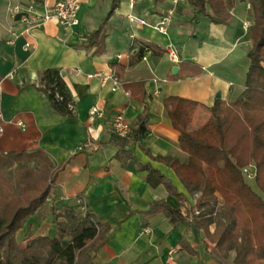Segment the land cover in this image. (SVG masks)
Masks as SVG:
<instances>
[{"label": "crops", "instance_id": "1", "mask_svg": "<svg viewBox=\"0 0 264 264\" xmlns=\"http://www.w3.org/2000/svg\"><path fill=\"white\" fill-rule=\"evenodd\" d=\"M39 1L51 6L60 0ZM112 1L77 0L74 26L48 22L27 35L24 26L10 16L11 5L23 0H0V149L42 152L53 168L62 167L51 195L54 205L79 206L80 212H90L109 226V241L91 253L92 264H233V252L221 258L216 251L215 225L207 231L203 228L205 217H200L196 205L199 192L186 188L169 165L159 161L172 158L184 166L188 162L163 101L180 97L196 102L194 123L200 115L198 125L205 123L216 99L235 101L244 90L253 20L191 23L174 20L177 8L184 1L189 5L187 0H176L177 4L175 0H143L132 11L120 0L104 26V52L95 55L96 48L86 49L84 44L104 22ZM129 13L138 20L129 22ZM167 16L162 33L155 27ZM144 43L164 52L144 48L142 59L129 65ZM168 47L175 50L177 63L167 56ZM180 58L201 66L202 73L169 79L178 74ZM115 63L126 67L121 79L112 72ZM47 69H57L64 79L75 104L74 118L55 113L36 89ZM89 75L96 76L89 79ZM98 75L107 80L102 82ZM137 82H143V102L129 98L124 89ZM134 95L140 97L139 90ZM93 109L98 115L91 118ZM145 110L147 134L133 142V130ZM119 114L131 128L126 139L112 130V120ZM143 166L166 177L182 198L171 196L162 185L150 187ZM216 199L220 201L218 195ZM157 203L178 213L183 222L171 224L162 211L143 214ZM34 216L26 228L39 224L40 213ZM43 218L48 222L50 216Z\"/></svg>", "mask_w": 264, "mask_h": 264}, {"label": "trees", "instance_id": "2", "mask_svg": "<svg viewBox=\"0 0 264 264\" xmlns=\"http://www.w3.org/2000/svg\"><path fill=\"white\" fill-rule=\"evenodd\" d=\"M157 2L163 0H155ZM246 2L253 15L249 28V66L244 90L231 103L216 99L208 109L209 116L201 127L191 130L198 104L180 97H168L163 107L172 128L179 133L180 150L188 162L176 159H159L165 162L179 181L199 192L196 205L201 209L221 197L223 205L218 217L212 212L200 214L207 231L214 224L212 238L221 258L234 253L233 264H264V198L244 180L241 169L255 164V186L264 196V0H238ZM102 25L93 31L84 44L86 49L96 48L95 55L105 49L104 26L120 0H113ZM193 17H203L215 25H227L236 7V0H187ZM129 62L142 59L144 48L164 51L154 44L144 43ZM181 60V58H180ZM112 72L121 79L125 66L111 65ZM201 66L190 61H180L179 72L169 79L197 77ZM36 89L48 99L52 110L68 118L75 116V104L64 79L57 69L43 71ZM143 82L124 86L129 98L143 102ZM139 90L140 97L134 95ZM143 112L133 130V142L147 134L148 117ZM33 163L34 166L29 164ZM42 152L4 153L0 149V264H92L91 253H97L109 238V226L97 221L90 212H80L79 206L54 205L51 195L58 172ZM146 181L150 187L162 185L167 193L181 199L172 183L149 166ZM82 205V201L80 203ZM162 211L171 224L182 223L178 213L165 204L157 203L143 214ZM44 212L53 217V236H37L26 241L23 247L16 237L34 215ZM200 228L199 225H197ZM208 234V232H207Z\"/></svg>", "mask_w": 264, "mask_h": 264}, {"label": "built area", "instance_id": "3", "mask_svg": "<svg viewBox=\"0 0 264 264\" xmlns=\"http://www.w3.org/2000/svg\"><path fill=\"white\" fill-rule=\"evenodd\" d=\"M124 2L130 11L134 10L135 5L143 0H121ZM176 3V0L174 1ZM78 8L77 0H60L54 5L48 6L45 2L39 0H23L22 3L11 5L10 16L15 22H19L24 26V33L29 34L31 30L39 29L48 22H55L62 27L70 28L76 24V12ZM129 22H134L137 17L132 13L127 15ZM138 20V19H137ZM168 17L162 19V22L155 27L158 31L165 33V23ZM144 24V22H141ZM26 48H30V43H25ZM167 56L173 63H177V54L172 47L166 49ZM97 75V74H96ZM96 75H89V79H92ZM102 82L107 80L106 77L98 75ZM109 79V78H108ZM112 83L117 85V80L110 77ZM98 115L96 109L90 111V117L94 118ZM130 125L126 122L123 115H116L112 120V130L116 137L120 139H126L130 133ZM2 129L0 127V133ZM255 167L250 165L241 169V174L245 178H255Z\"/></svg>", "mask_w": 264, "mask_h": 264}, {"label": "rangeland", "instance_id": "4", "mask_svg": "<svg viewBox=\"0 0 264 264\" xmlns=\"http://www.w3.org/2000/svg\"><path fill=\"white\" fill-rule=\"evenodd\" d=\"M174 4H177V2L174 3ZM183 4L184 5L182 6L181 9L177 8L178 11L175 14L174 20H185V21L186 20H190L191 23L194 20H207V19H205L203 17L195 19L193 17L192 6L187 5L186 1H184ZM249 9L250 8H249V6H248V4L246 2H239L238 0H236V7H235V10H233L231 12L230 20H235V19L236 20L237 19L238 20H253L252 12ZM199 116L196 117V122L194 123V118H195V115H194L193 122L190 125L189 129L194 130V129H197V128L202 126V124H199V125L197 124V120L200 119ZM193 123H194V125H193ZM29 165L31 167L34 166L33 163H30ZM250 165L255 167L254 163H252ZM243 178H244L245 182L257 194H259L262 198H264V196L260 193L259 190H257V188L255 186V179H250V178H245V177H243ZM222 205H223V201H222V199L220 197V201L219 202L216 199V201H214L213 203L209 204L208 206L204 205L203 207H201L200 214H207V213L212 212V216L214 218L218 217V214L221 211ZM43 217H44V212H41L40 216H39V218H41V221H39V224L32 225L31 228H26V226H25V228L23 230H20V232H18L16 240H17L18 244L21 245V247L24 246L26 241H28L29 239H33L34 237L46 236V235L52 236L53 235V232L55 230V225H54L55 221H54L53 217H50L48 219V222L45 221ZM28 224H29V222L27 223V225Z\"/></svg>", "mask_w": 264, "mask_h": 264}, {"label": "water", "instance_id": "5", "mask_svg": "<svg viewBox=\"0 0 264 264\" xmlns=\"http://www.w3.org/2000/svg\"><path fill=\"white\" fill-rule=\"evenodd\" d=\"M177 72V68H175L174 70H173V73L175 74Z\"/></svg>", "mask_w": 264, "mask_h": 264}]
</instances>
